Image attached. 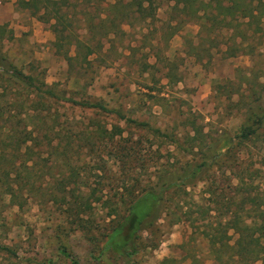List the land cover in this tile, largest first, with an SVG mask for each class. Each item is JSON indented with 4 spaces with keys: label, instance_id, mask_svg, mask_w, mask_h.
Instances as JSON below:
<instances>
[{
    "label": "rangeland",
    "instance_id": "rangeland-1",
    "mask_svg": "<svg viewBox=\"0 0 264 264\" xmlns=\"http://www.w3.org/2000/svg\"><path fill=\"white\" fill-rule=\"evenodd\" d=\"M85 2L71 0L62 5V17L52 16L47 21L37 14L44 10L55 13L45 0L36 13L23 7L20 0H0V128L19 125L21 120L14 114L31 113L30 123L38 121L50 130L51 167L50 185L45 189L50 194L47 203L32 202L23 211L17 206L0 208L7 217L0 216V264H66L61 244L81 264H160L167 257L180 259L185 253L181 244L191 236L197 240L187 244V251L196 248L203 264H217L207 240L189 221L162 226L159 237L145 230L144 246L131 258L103 252V236L118 216L110 197L119 185L125 183L129 190L138 191L159 179L166 181L171 174L166 169H175L179 176L188 173L182 163L192 159L194 147L198 157L211 156L219 152V142L212 145L213 139L235 135L240 114L232 107L234 100L218 97L214 86L217 81L236 80L238 67H252V56L241 52L225 57V45H221L222 50H213L212 61L199 62L186 53L185 46L190 40L198 42L199 22L188 21L167 39L174 1L142 0L156 10L154 18L120 20L124 33L104 36L106 53L90 56V64L83 52L70 59L77 54L75 39L87 40L90 34L85 11L99 15L107 7V2L98 8ZM230 32L225 29L220 38L226 39ZM259 39L256 51L263 62L264 34ZM44 83L54 97L38 96L37 87ZM86 102H103L115 111L81 104ZM46 112L48 118L43 116ZM199 143H203L201 149ZM235 150L251 163L252 186L264 188V142L236 146ZM67 161L69 167H65ZM73 168L82 171L92 187H104L109 196L106 206L93 204L89 223L77 224L79 218L73 214L79 212L77 204L75 212L70 211L74 196L64 195L60 173ZM98 174L105 176L103 186L99 182L103 176ZM206 183L201 181L195 189L197 200ZM15 213L21 216L20 222L14 220ZM164 217L159 223H164ZM78 225L82 226L76 228ZM152 240L155 246L150 245ZM4 245L13 246L17 255H9ZM189 263L187 259L180 264Z\"/></svg>",
    "mask_w": 264,
    "mask_h": 264
},
{
    "label": "trees",
    "instance_id": "trees-1",
    "mask_svg": "<svg viewBox=\"0 0 264 264\" xmlns=\"http://www.w3.org/2000/svg\"><path fill=\"white\" fill-rule=\"evenodd\" d=\"M41 1L20 0V4L32 8L36 13L41 11ZM45 1L50 3V7L53 6L55 13L48 14L49 11L44 10V13L37 14L44 16L47 21L52 16L62 17V5L71 3V0ZM173 1L174 13H171L168 24L172 31L167 39L188 21L199 22L198 42H186L188 55L201 63L209 62L214 58L213 50L220 51L221 45H225V57H235L241 52L252 56V67H238L236 80L217 81L214 86L218 97L221 95L225 100H234L232 107L237 108L241 122L235 135L227 134L225 137L213 139L212 145L219 142V152L198 157L194 147L190 151L192 159L182 163L184 168H188V173L179 176L175 169H166L171 171L166 181L159 179L138 191L129 190L125 183L119 185L110 197L111 206L118 216L106 228L103 252L111 251L124 258H131L144 246L142 233L145 230H152V234L159 237L163 227L189 221L207 240L209 253L219 264H264V188L252 186L249 181L252 177L248 173L251 163L245 162V158H241L240 153L234 151L236 146L258 140L264 142V60L261 62L258 59L256 51L259 38L264 34V0ZM103 2H107V7L102 8L99 15L85 11L90 34L87 40L79 37L75 39L77 54L70 59L77 58L83 52L85 61L90 64V56L106 53L104 36L107 39L111 34L117 36L124 33L120 20L129 17L133 19L135 16L147 21L156 14L153 6L145 5L142 0H131L127 3L125 0H86L85 3L88 7L97 5L98 8ZM225 29L231 32L226 39H222L220 35ZM253 39L258 41L254 42ZM36 93L44 99L55 96L46 83L38 86ZM235 96L237 99H234ZM81 104L109 112L115 111L103 102ZM118 114L126 119L124 114ZM12 116L20 118L19 125L0 128V208L17 206L23 211L32 202L42 205L50 200V194L45 192L50 185V130L38 121L30 123L29 112ZM43 116L48 118L49 112ZM126 120L133 121L130 118ZM199 132L201 133L200 129ZM197 146L201 149L203 143ZM249 157L252 156L249 154ZM244 163H247L246 166ZM69 166L70 161H67L65 167ZM60 176L65 184L64 195L74 196V205H71L70 211L75 212L77 204L79 212L89 215L85 218L83 213H73L79 218L77 224L89 223V218L94 214L90 213L93 204L107 205L106 199L109 196L105 195L104 187L99 190L92 187L82 171L76 172L74 168L70 172L63 170ZM98 176H103L99 181L103 186L105 176ZM201 181L208 185L206 183L201 189L200 200H197L194 191ZM80 184L86 187H81ZM253 189L257 190L254 194ZM164 214V223H159ZM0 216L7 218L2 212ZM21 219L15 213L14 220L20 222ZM80 226L82 225L76 228ZM195 240L197 238L191 236L181 244L185 253L180 259L167 257L160 264H180L187 259L190 260L189 264H203V258L196 248L190 251L186 249L187 244ZM150 245L155 246L156 242L152 240ZM2 248L9 255H17L13 246L4 245ZM59 250L68 261L66 264H81L65 244H61Z\"/></svg>",
    "mask_w": 264,
    "mask_h": 264
},
{
    "label": "crops",
    "instance_id": "crops-1",
    "mask_svg": "<svg viewBox=\"0 0 264 264\" xmlns=\"http://www.w3.org/2000/svg\"><path fill=\"white\" fill-rule=\"evenodd\" d=\"M208 250H209V248H208ZM217 264H219L218 262H216Z\"/></svg>",
    "mask_w": 264,
    "mask_h": 264
}]
</instances>
